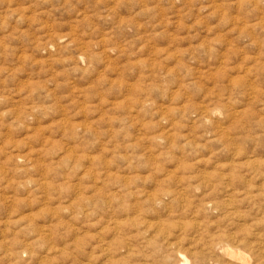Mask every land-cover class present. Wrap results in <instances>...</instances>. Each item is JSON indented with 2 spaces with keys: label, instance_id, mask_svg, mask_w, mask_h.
I'll use <instances>...</instances> for the list:
<instances>
[{
  "label": "rangeland",
  "instance_id": "1",
  "mask_svg": "<svg viewBox=\"0 0 264 264\" xmlns=\"http://www.w3.org/2000/svg\"><path fill=\"white\" fill-rule=\"evenodd\" d=\"M263 241L264 0H0V264Z\"/></svg>",
  "mask_w": 264,
  "mask_h": 264
},
{
  "label": "bare ground",
  "instance_id": "2",
  "mask_svg": "<svg viewBox=\"0 0 264 264\" xmlns=\"http://www.w3.org/2000/svg\"><path fill=\"white\" fill-rule=\"evenodd\" d=\"M259 92V91H258ZM256 126V125H255ZM259 132V131H258ZM252 165V164H251ZM260 165V164H259ZM259 168V167H258ZM262 174H263V172H262ZM261 174V175H262ZM243 180V179H242ZM260 182V181H259ZM235 189V188H234ZM169 193V192H168ZM172 193V192H171ZM249 193V192H248ZM245 194H246V192H245ZM259 194V193H258ZM139 195V194H138ZM232 195H233V193H232ZM249 195V194H248ZM262 195V194H261ZM150 196V198L152 197L151 195H149ZM135 197V196H134ZM250 197H252V196H250ZM254 197V196H253ZM2 198V197H1ZM137 198V197H136ZM153 198V197H152ZM163 199V198H162ZM161 199V200H162ZM142 200V199H141ZM157 200H159V199H156V201ZM160 200V201H161ZM152 201V200H151ZM228 201V200H227ZM165 202H167V201H165ZM173 202V201H172ZM243 202V201H242ZM154 203V202H153ZM162 203V202H161ZM103 204V203H102ZM140 204V203H139ZM158 204V203H157ZM167 204V203H166ZM172 204V203H171ZM170 204V205H171ZM228 204V203H227ZM169 205V206H170ZM155 206V205H154ZM208 207V206H207ZM155 208V207H154ZM148 209V208H147ZM152 209V208H151ZM213 210V209H212ZM238 210V209H237ZM138 211V210H137ZM151 211V210H150ZM252 211V210H251ZM174 213V212H173ZM187 213V212H186ZM82 214V213H81ZM141 214V213H140ZM175 214V213H174ZM240 214V213H239ZM180 216V215H179ZM140 218V217H139ZM118 219V218H117ZM170 219V218H169ZM159 220V219H158ZM170 220H172V219H170ZM133 221V220H132ZM146 222V221H145ZM150 222V221H149ZM157 223V222H156ZM169 223V222H168ZM159 225V224H158ZM182 225V224H181ZM152 226H154V224L152 225ZM148 227V226H147ZM160 227V226H159ZM159 227H156V228H158L159 229ZM184 227V226H183ZM132 228V227H131ZM155 228V227H154ZM168 228V227H167ZM123 229V228H122ZM151 229H152V227H151ZM162 229V228H161ZM119 230V229H118ZM149 230V229H148ZM3 232H4V230H3ZM41 232V231H40ZM159 232V231H158ZM110 234V233H109ZM136 234V233H135ZM146 234V233H145ZM170 234V233H169ZM172 234V233H171ZM259 234V233H258ZM136 235H138V233L136 234ZM121 236V235H120ZM127 236V235H126ZM140 236V235H139ZM170 237V236H169ZM222 237V236H221ZM128 238V237H127ZM139 238V237H138ZM144 238V237H143ZM180 238V237H179ZM214 238V237H213ZM152 239V238H151ZM170 239V238H169ZM215 239V238H214ZM217 239V238H216ZM219 239V238H218ZM218 239H217V241H218ZM220 239H222V238H220ZM101 240V238L99 239V241ZM149 240V239H148ZM212 240V239H211ZM225 240V239H224ZM33 241H35V240H33ZM97 241V240H96ZM146 241V240H145ZM179 241V240H178ZM220 241V240H219ZM222 241V240H221ZM152 243H154L153 241H151ZM151 242H149V243H151ZM160 242V241H159ZM180 242V241H179ZM228 242V241H227ZM264 242V241H263ZM263 242H260L261 243V245H262V243ZM98 243V242H97ZM140 243V242H139ZM157 243V242H156ZM163 243V242H162ZM211 243V242H210ZM216 243V242H215ZM225 243V242H224ZM223 243V244H224ZM229 243V242H228ZM227 243V244H228ZM258 243V242H257ZM100 244H102V242L100 243ZM99 244V245H100ZM108 244V243H107ZM148 244V243H147ZM155 244V243H154ZM241 244V243H240ZM98 245V246H99ZM172 245V244H171ZM174 245V244H173ZM210 245V244H209ZM216 245V244H215ZM226 245V244H225ZM252 245V244H251ZM109 246V245H108ZM152 246V245H151ZM160 246H161V244H160ZM232 246V245H231ZM154 247V246H153ZM156 247V246H155ZM164 247V246H163ZM169 247V246H168ZM178 247V246H177ZM189 247V246H188ZM210 247V246H209ZM216 247V246H215ZM240 247V246H239ZM127 248V247H126ZM132 248V247H131ZM229 247H227V250L226 251H228L229 249H228ZM257 248H259L260 249V247L258 246ZM101 249H103V247L101 248ZM106 249V248H105ZM104 249V250H105ZM108 249V248H107ZM112 249V251H114L113 249H115V248H111ZM148 249V248H147ZM161 249V247H159V250ZM172 249V248H171ZM132 250V249H131ZM142 250V249H141ZM156 250V249H155ZM158 250V249H157ZM156 250V251H157ZM211 250H212V247H211ZM210 250V252H212ZM237 250V249H236ZM240 250V249H239ZM254 250V249H253ZM256 250V249H255ZM166 251V250H165ZM179 251V250H178ZM248 251V250H247ZM258 251V250H257ZM264 251V250H263ZM107 252H108V250H107ZM118 252H119V250H118ZM123 252V251H122ZM126 252V251H125ZM124 252V253H125ZM155 252V251H154ZM194 252V251H193ZM209 252V251H208ZM241 252V251H240ZM251 252V251H250ZM112 253V252H111ZM128 253H130V252H128ZM127 253V254H128ZM132 253V252H131ZM143 253V252H142ZM157 253V252H156ZM159 253V252H158ZM178 253V252H177ZM183 253V252H182ZM192 253V252H191ZM218 253V252H217ZM242 253V252H241ZM114 254H115V252H114ZM145 254V253H144ZM153 254V253H152ZM200 254H201V252H200ZM212 254V253H211ZM213 254H215V253H213ZM147 255V254H146ZM154 255V254H153ZM162 256L163 255H165V254H161ZM207 255V254H206ZM216 255V254H215ZM230 255V254H229ZM252 255V254H251ZM137 256V255H136ZM141 256V255H140ZM148 256V255H147ZM156 256H158V254L156 255ZM195 256V255H194ZM194 256L192 257L193 258V260H194ZM219 256H220V254H219ZM228 256V255H227ZM255 256V255H254ZM253 256V257H254ZM264 256V255H263ZM113 257V256H112ZM154 257V256H153ZM165 257V256H164ZM163 257V258H164ZM206 257V256H205ZM213 257V256H212ZM223 257V256H222ZM239 257V256H238ZM196 258V257H195ZM198 258V257H197ZM42 259V258H41ZM44 259V258H43ZM147 259V258H146ZM179 259H180V261H181V264H190V262H189V260H188V258H187V255H185V254H180L179 255ZM199 259H200V257H199ZM221 259V258H220ZM226 259V258H225ZM247 259V258H246ZM261 259V258H260ZM110 259H108V261H109ZM159 260H161V259H159ZM197 260V259H196ZM231 260V259H230ZM240 260V259H239ZM249 260V259H248ZM126 261V260H125ZM131 261V260H130ZM162 261V260H161ZM178 261V260H177ZM198 261V260H197ZM225 261V260H224ZM238 261V260H237ZM255 261H256V259H255ZM175 263H176V261H174ZM194 262H196V261H194ZM234 262V261H233ZM116 263V262H115ZM117 263H118V261H117ZM120 263V262H119ZM129 263V262H128ZM156 263V262H155ZM161 263V262H160ZM168 263V262H167ZM170 263V262H169ZM168 263V264H169ZM174 263V264H175ZM179 263V262H178ZM205 263V262H204ZM244 263V262H243ZM256 263V262H255ZM93 264V263H92ZM112 264V263H111ZM164 264H166V263H164ZM199 264V263H198ZM224 264H225V262H224Z\"/></svg>",
  "mask_w": 264,
  "mask_h": 264
}]
</instances>
